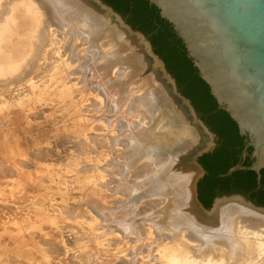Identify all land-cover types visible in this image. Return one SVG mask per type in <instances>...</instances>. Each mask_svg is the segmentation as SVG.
Listing matches in <instances>:
<instances>
[{
  "label": "bare ground",
  "instance_id": "bare-ground-1",
  "mask_svg": "<svg viewBox=\"0 0 264 264\" xmlns=\"http://www.w3.org/2000/svg\"><path fill=\"white\" fill-rule=\"evenodd\" d=\"M72 7L65 0H0V94L14 93V98L0 100V145L11 152L18 147L20 156L31 161L22 175L29 183H40L45 178L54 186L55 173L60 166L68 164H78L83 176L97 181L83 188L85 202L76 208L72 206L85 222L81 227L83 233L75 229L78 227L70 226L75 220V211L57 206L49 211V216L38 217L43 237L48 236V243L42 239L43 243L46 242V247L49 244L65 264H79V255L83 253L94 255L97 258L95 264H121L120 260L114 262L112 255L106 256L108 251L114 253L121 245L112 225L114 222H111V209L120 199L115 189H120V185L109 187L110 184L104 183V175L111 176L114 183L119 178L116 170L126 168L128 175L135 178L127 186L129 194L145 190L138 197L130 196L129 202L134 205L136 200L147 198L144 203L138 202L137 207H141L143 214L147 213L145 219L150 223L140 224L135 234L141 235L137 244L140 248L149 239L156 240L155 249H160L156 256L160 260L155 264H264V208L241 197H232L218 199L209 216L198 211L191 187L195 171L173 167L174 157L158 155L150 143L152 130L146 126L154 114L153 98L148 93L151 82L145 84L149 89L145 96H133L128 100L122 89H130L137 83V78L125 82L128 67L116 61V38L107 36L98 41L96 35L101 22L88 12H72ZM121 35H118L120 40L123 39ZM72 68L78 79L93 86L90 91L98 94L105 106L98 112L87 113L90 100L84 101L85 92L78 91L82 98L76 95L80 102L69 109L77 107L81 114L70 119L62 116L59 123L63 129L78 125L82 133H88L91 123L103 124L102 118L112 130V137L109 142L108 138L100 141L95 148L69 141L64 136L59 139L52 136L48 128L41 126L50 113L47 114L37 102L30 104L26 95L28 91L40 95L43 82L53 81L59 75L65 80ZM65 94L71 95L70 92ZM68 96H64L65 100ZM58 104L62 103L48 106L55 111ZM119 155L124 156L123 162L115 160ZM2 157L0 153L1 160ZM102 158L114 164L115 170L108 168V174H105L107 170L99 164ZM174 183L177 184L173 185L177 198L166 207V191L169 192V184ZM59 210L64 215H60ZM158 214L164 217L157 220ZM98 225L105 235L101 240L97 239ZM25 238L29 237L25 235ZM80 240L89 241L80 246ZM20 244L16 240L3 246L0 264H16L15 258L25 259L29 253L26 246L24 251L19 249L16 256H11L13 246ZM42 247L46 249L45 245Z\"/></svg>",
  "mask_w": 264,
  "mask_h": 264
},
{
  "label": "water",
  "instance_id": "water-1",
  "mask_svg": "<svg viewBox=\"0 0 264 264\" xmlns=\"http://www.w3.org/2000/svg\"><path fill=\"white\" fill-rule=\"evenodd\" d=\"M65 1L74 6L72 12H88L101 22L98 41L107 36L116 38V61L126 65L130 73V80L124 79L125 82L137 78L134 87L147 91L144 86L151 82L154 114L148 127L152 130L150 139H155L152 147L158 155L174 157L179 165L186 164L185 170L188 167L195 171L191 181L194 200L198 211L209 216L220 198L209 209L200 200L199 181L207 174L200 159L216 149L218 135L202 119L191 99L181 92L177 79L144 32L135 29L104 0ZM149 2L182 40L218 109L225 111L236 123L240 135L246 137L242 161L219 176L253 171L260 188L264 170V0ZM157 131L160 141L156 140ZM249 147L252 163L245 164ZM242 194L251 201L243 199L258 206L250 194Z\"/></svg>",
  "mask_w": 264,
  "mask_h": 264
},
{
  "label": "rangeland",
  "instance_id": "rangeland-1",
  "mask_svg": "<svg viewBox=\"0 0 264 264\" xmlns=\"http://www.w3.org/2000/svg\"><path fill=\"white\" fill-rule=\"evenodd\" d=\"M118 62L120 63V61ZM129 74L130 73H128V76ZM44 75L47 76L46 74ZM128 76L127 79L129 78ZM78 77L79 76L77 75L76 70H73L72 68L65 80L61 79L59 75V78H56L53 81L50 80V82H47L46 80V82H43L44 89L40 93V95L38 96L33 95L32 92L29 91L28 92L26 91L27 92L26 95L28 96L27 98L30 99V104L37 102L42 105V107L40 108H44L45 110H47L46 111L47 114L50 113L48 117L45 119V121H43L41 126L48 128L49 133L52 136H55L58 139L64 136L65 138H68L69 141L71 140L75 141L77 142V144L78 143L81 144L86 143V145L90 144L91 147L95 148L100 141H107L108 138L107 142H109L112 137L110 135V132L112 130L108 128V123L105 122L102 118L101 121H103V124H99V123L96 124V122L91 123L90 126L91 129L89 130L88 133H82L81 132L82 130L79 128L78 125L77 126L75 125L74 127H71L69 129H63L62 128L63 125L59 123V119L62 116L70 119V118H76L81 114L80 109L77 107H75L73 110L69 109L73 104L75 103L79 104L80 101H77L78 96L76 95H79L81 98L82 96L80 95V93H78V91L85 92V96L83 99L84 101L90 100L88 109L86 110L87 113L92 114L95 113L96 111L98 112L99 109L105 106L104 101L97 96L98 94L93 93L94 91L92 92V90L90 91V89L93 88V86L90 83L82 82V80L78 79ZM133 86L132 85L130 86L131 90L122 89L123 94L128 98V100H131L133 96L139 97L146 95L147 90H141L142 88L138 89L135 86L137 88L135 91V87ZM65 92H70L71 95L68 96L65 94ZM7 93L8 92L4 94H0V100L3 99L7 100L10 98L11 99L14 98L13 96L14 93L10 95H6ZM148 93L150 94V92ZM64 96H68L66 100ZM56 102L62 104L61 105L58 104L59 106H57L58 107L57 109L55 106L56 110L54 111V108L52 106H48V104L56 103ZM61 106L64 107L63 108L64 110L62 109ZM51 110L53 112H51ZM148 126H150V124ZM155 126L158 125L156 124ZM156 128L157 127H155V130ZM159 133L160 132L157 131L156 134L157 141L158 140L160 141V139L157 138L160 135ZM101 138H103V140ZM90 140H92V142H90ZM149 140L150 143L152 144V142L155 139L153 138ZM1 148L3 149L2 151ZM4 149L6 151H4ZM10 152H11L10 150H8L7 148H3V146L0 145V153H2L3 155L2 160L6 161L5 163L3 162L4 163L3 164L1 163L2 160L0 159L1 160L0 166H2L3 164L2 168L0 167V256L2 255L3 246L9 243H13L14 241L17 240L20 241L21 244L13 246V248L11 249V256L13 255L16 256V252L19 249H23L22 251H24L25 246L27 252L29 253H27V257L25 259L15 258V260H17V263L15 262L16 264H65L59 259L58 255L54 253L55 252L54 249L52 251V248L50 247L49 244L46 247L47 244L45 241H47L48 243V238H47L48 236L45 235L47 237H43L44 235L43 228L38 220V217L49 216L48 214L49 211H51V209L57 208V206L67 211H71L73 207L76 208V206H78L82 201L85 202L86 198L82 194L83 188L88 186L89 184L93 185L94 183H97V181L93 177L88 178L87 176H83L82 171L79 168L80 166L78 164H68L67 166H60L58 171L55 173L54 176L56 177L54 178H56V180L54 182L55 184L54 186L50 185L45 180V178L44 180L41 178L43 181L40 179L41 180L40 183H35V184L29 183L26 181L25 178L26 176L25 175L22 176V175L24 173L23 171L26 168L28 169L30 167L29 165L31 164V161L25 157L22 158L23 156H20L18 147L14 148L11 154ZM89 152L92 153L91 151ZM18 153L19 156H17ZM4 154L6 155V157H4ZM17 157L19 158V160ZM117 157L118 158L115 157V160L118 163L119 161L121 162L124 161L122 159L124 157L123 155H119ZM4 158H6V160ZM20 160L21 161L25 160V161L19 162ZM6 163L9 165L5 166ZM99 164H101L102 169L105 168L107 170L106 172H104L105 174H108V168L111 169L115 168L114 164L112 163L109 164L108 160L103 158L102 160L99 161ZM185 165L182 166V164L179 165L176 162L173 165V167H177V169L179 170H185L184 169ZM140 166L143 167L142 165ZM116 173H119L118 174L119 178L116 182L114 181L113 183L111 176L104 175L105 178L104 183L106 185L110 184L111 186L109 187H113L115 184L120 185V189L119 188L115 189V191L119 192L120 199L117 200V204H115L113 209H111L112 210L111 222H114L112 225L115 226V229L117 230L118 237L120 239L119 243H121V245L118 246L117 250L114 253L108 251L106 256L112 255L110 257L115 259L114 262H118L120 260L122 262L121 264H155L158 260H160V257L156 256V254L158 253L157 251L160 250L159 249L156 251L155 249L156 240L151 238L147 243H145L140 248L137 244H138V240L141 238V235L135 234L137 228H140V224L144 225L150 223L148 222V220L145 219L147 217V213L143 214L141 207L140 208L137 207L138 202L144 203L147 200V198L144 197L141 200L139 199L136 200L138 202L135 203L134 205L129 202L130 196L131 198L138 197L145 190H141L136 193L131 192L129 194L127 190V186L129 184H132V181L135 178L128 175L129 171L126 168L119 169L118 171L116 170ZM175 174L176 176L178 175L177 173ZM51 178H53V176ZM173 185L177 186V184L175 183L169 184V192L168 190L166 191L168 195V198L166 197L167 199V203L165 205L166 207L168 204L172 203L174 199L177 198L176 186ZM232 197H241V198L244 197L247 200H250L240 192L230 195H221L217 198L225 199ZM159 206L157 207L158 209ZM165 206L163 205L162 208H164ZM258 206L261 207V205ZM72 211L73 212L75 211L76 215H75V220L70 224V226L78 227L75 229H79L77 231H81L82 230L81 227L85 226V222L82 221L83 219H81L78 212H76L77 210H72ZM59 214L64 215V213H62V211L60 210H59ZM162 214H165V210L164 211L162 210ZM158 215L160 216H157L158 217L157 220L158 219L161 220L160 217L162 216L164 217V215L161 214ZM97 222H98V218H97ZM143 230L147 234L145 228H143ZM81 233L83 232L81 231ZM25 235L27 236V238L28 237L29 238L26 239ZM104 236L105 235L101 233V229L99 227L97 239L101 240ZM112 237H117V235L112 234ZM42 239L45 240L44 241L45 243H43ZM88 241L89 240L87 241L80 240L78 244L80 246L82 245L84 246L85 243H88ZM41 242L43 243V245L40 246L39 243L41 244ZM25 243L27 245H25ZM127 243H129V245ZM36 245L38 247H36ZM44 245L46 249H42L43 248L42 246ZM125 246H127V248ZM48 247L50 249H48ZM78 259H79V264H95V262L97 261V258L94 255L91 254L89 256H85L84 253L82 255H79Z\"/></svg>",
  "mask_w": 264,
  "mask_h": 264
},
{
  "label": "trees",
  "instance_id": "trees-1",
  "mask_svg": "<svg viewBox=\"0 0 264 264\" xmlns=\"http://www.w3.org/2000/svg\"><path fill=\"white\" fill-rule=\"evenodd\" d=\"M104 1L122 14L135 29L149 37L156 52L177 79L181 92L191 99L202 119L219 137L217 148L200 159L207 171L199 181V198L202 203L209 209L217 197L242 192L250 194L258 205L264 206V170L260 188L253 171H238L229 177L219 176L242 161L246 137L240 135L230 116L218 109L208 85L199 77L172 25L160 17L159 10L149 0ZM248 151L245 164L252 163V147Z\"/></svg>",
  "mask_w": 264,
  "mask_h": 264
},
{
  "label": "flooded vegetation",
  "instance_id": "flooded-vegetation-1",
  "mask_svg": "<svg viewBox=\"0 0 264 264\" xmlns=\"http://www.w3.org/2000/svg\"><path fill=\"white\" fill-rule=\"evenodd\" d=\"M217 146H218V143H217ZM217 146H216V148H217Z\"/></svg>",
  "mask_w": 264,
  "mask_h": 264
}]
</instances>
